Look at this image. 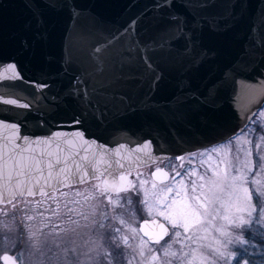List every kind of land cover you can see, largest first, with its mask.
<instances>
[{
  "label": "water",
  "instance_id": "water-1",
  "mask_svg": "<svg viewBox=\"0 0 264 264\" xmlns=\"http://www.w3.org/2000/svg\"><path fill=\"white\" fill-rule=\"evenodd\" d=\"M166 2L172 6L158 11V0H57L55 8L49 0H0V204L28 188L38 195L91 179L122 191L127 170L233 138L264 106V0ZM172 15L192 32L195 49L186 54L175 32L164 52H148L162 73L153 89L143 53L130 52L122 33L136 20L138 38L150 41ZM78 78L81 95L73 96ZM213 85L214 96L200 103ZM185 96L177 111L174 99ZM169 176L151 172L156 182ZM161 223L169 233L157 217L142 218L138 231L161 241Z\"/></svg>",
  "mask_w": 264,
  "mask_h": 264
},
{
  "label": "rangeland",
  "instance_id": "rangeland-1",
  "mask_svg": "<svg viewBox=\"0 0 264 264\" xmlns=\"http://www.w3.org/2000/svg\"><path fill=\"white\" fill-rule=\"evenodd\" d=\"M248 152H251V156L246 157ZM180 157L183 159L170 157L172 159L165 158L158 163L172 166L180 171L179 177L168 181L169 176L167 182L163 181L165 183L153 182L149 177L151 168L145 166L127 170V174L125 172L128 179L125 189L129 191L123 189L111 193L108 190L105 191L99 179H91L75 187L67 185L61 187V190L48 191L47 194L24 195L0 204V254L4 251L16 252L20 264H45L44 257L37 258L32 249L38 248L39 242L45 238L50 244H63L66 240L65 233L72 229L75 233L72 239L67 241L68 248L83 242H89L90 246L95 248L101 240L89 235L87 227L92 226V222L95 221L96 226L101 223L105 225L101 231H106L109 237L114 236L119 241L117 259L122 264H227L228 260H216L212 249L227 243V237L217 231V228L222 226H227L233 238L236 236L243 238L241 233L243 228H232L226 220L221 218L224 215L231 218L235 212L234 200L230 204L229 197L225 193L220 196V199L207 204V214L202 215L200 224L188 233H185L182 227L173 230L171 225L163 220L160 216V212L164 210L161 200L167 197L168 202L171 203L172 199H176L177 207L194 203L191 197L200 196L201 192L210 195L209 188L214 178L213 172L223 174L225 161L231 162L233 165L231 175L235 176L236 166L243 164L246 158L250 161L248 167L252 170L246 174L248 183L245 186L249 190L264 189V106L235 137L184 153ZM141 181L146 183L141 185ZM194 183L195 192H193ZM200 184H204L205 187L201 189ZM169 187L173 188V192H167ZM177 192H179L178 196ZM70 199L86 201L87 208L89 207L87 219L83 217L74 225L70 224L67 213L65 211L62 213V207L67 208ZM56 200L59 201L58 204ZM201 202H204L203 196H201ZM253 205H256L255 198ZM259 207L264 208V198ZM250 210L246 209L242 214L245 219H249L248 211ZM200 211L203 213L204 209ZM54 212L56 215H53ZM101 213L102 217H100ZM29 216L32 217L31 220H28ZM78 216L81 217V215ZM152 217L161 219L170 227L169 234L159 244L144 243L147 240L138 231L139 221L142 218ZM251 221H258L264 226V215H261L259 208L252 213ZM176 232L180 233L179 238L176 237ZM57 233L60 235L57 236ZM186 235L194 239L187 240ZM19 241L24 243H18ZM237 243L239 242L233 244ZM230 244L227 245L228 251ZM104 251L110 250L105 247ZM59 253L63 260V248L59 250ZM81 261L84 264L87 257H81ZM53 264H55V257H53ZM111 264H115V261Z\"/></svg>",
  "mask_w": 264,
  "mask_h": 264
},
{
  "label": "snow or ice",
  "instance_id": "snow-or-ice-1",
  "mask_svg": "<svg viewBox=\"0 0 264 264\" xmlns=\"http://www.w3.org/2000/svg\"><path fill=\"white\" fill-rule=\"evenodd\" d=\"M172 5L167 3L166 0H158L156 5V9L158 11L163 10L164 8H170ZM187 7V5H185ZM49 7H57V0H49ZM71 11V9H70ZM75 15V13H73ZM34 15H37L34 13ZM138 23L136 20H132L129 27L124 30L122 36H128L129 41L131 44L130 52L141 51L143 53L142 58L145 61L146 70L154 74L155 78L152 81L153 89L158 85L160 80L162 79V73L157 71V67L152 63L151 57L147 55L150 51L156 52H164L165 46L170 43L168 38V33H175L179 32L178 38H183L185 40V52L186 54H191L195 49V41L191 31L185 30V25L179 23V17L172 15L169 16V27L164 29L163 32L159 33L156 37L152 38L150 41H142L138 38L137 33L134 30V26ZM37 24L39 28H43L45 21L42 17L37 18ZM45 38V33L39 32L38 39ZM22 44L25 48L29 47L28 41H22ZM209 52L208 50H203L201 53L198 54L199 60H202L208 57ZM194 61L198 62L197 57H192ZM8 69H14L16 67L15 64H8ZM67 71V69H65ZM79 78L73 82L74 87L70 89V92L73 96H80L81 91L77 90L75 87L78 84ZM45 87H49V85H41V90ZM219 85H213L211 88L208 89V95L204 98V100L200 101V103L208 104L211 97L214 96L216 88ZM188 97L185 96L183 99L175 98L173 103L177 106V111L179 110L180 106L186 103ZM8 104H15V100L6 101ZM84 105L85 107L88 106V96L86 92L84 93ZM23 107L28 108L30 107L28 104L23 105ZM150 107V106H149ZM75 124H80L81 120L77 118L74 122ZM238 138V137H237ZM27 139V138H25ZM215 151V149H213ZM251 156V152L246 154V157ZM177 159H183L182 157H177ZM237 160L239 157L237 156ZM250 161L246 158L243 164H238L236 166V175H231V162L225 161V168L223 174L213 172V180L211 181V187L209 188L210 195H205L201 192L200 196H193L191 200L194 203H186L179 207H177V200L172 199L171 203L168 202V198L164 197L161 200V204L163 206V211L160 212V216L163 217V220L169 223L173 230L177 228H183L185 233H188L190 230L195 229L200 224V218L202 215H206L208 209L206 207L207 204L213 202L214 200L220 199L222 194H227L229 197V203L234 200L235 202V212L231 216L224 215L221 218L226 220L228 224L235 229H242L245 226L250 224V218L253 212H256L259 208L261 215H264V208H260L259 205L262 203V198H264V189L256 188L255 190H249L248 187L245 185L248 183L246 179V174L250 172L252 169L248 167ZM26 168H31V165H25ZM157 171H160L159 169ZM155 175V173H153ZM177 175H180L177 173ZM124 175L120 176V180H124ZM203 179V177L201 178ZM146 183L145 181H141V185ZM255 183V181H253ZM199 187L203 189L205 187L204 184H200ZM196 186L194 183L193 192H195ZM107 191V189H105ZM125 191H129L125 189ZM27 195L32 196L34 195L31 188L26 189ZM167 192H173V188H167ZM21 194H24V190L21 191ZM43 194V193H42ZM147 195V193H145ZM179 192H177V196ZM201 196L204 197V202H201ZM255 198L256 205H253V199ZM43 203V201H41ZM200 209H204L202 213ZM246 209H251L248 211L249 219H245L242 215ZM74 212L73 209H69V213ZM151 214V213H150ZM53 215H56L54 212ZM32 217L29 216L28 220H31ZM85 219H87L85 217ZM70 224H76V221L71 220V216H69ZM123 223V221H122ZM149 221L145 220L144 224H148ZM88 227L89 235H93L96 238L101 240V243L97 244L95 248H92L89 242L78 243L72 248L67 247V241L72 239L75 230L72 229L69 232L65 233V243L63 244H50L49 241L45 238L39 242L38 248H33L32 251L34 255L39 258L40 256L44 257L45 264H53V257H55V264H82L81 257H87V261L84 264H111L112 261H115V264H122L121 261L117 259L119 254V241L115 239V237H109L106 231H101L105 228L104 224H99L98 226L95 225V221L92 222V226ZM161 231L167 236L168 230L165 228V225L161 223L159 225ZM217 231L227 237V243L221 244L219 247H215L212 249V254L215 256L216 260H229L232 256H235V252L228 251L227 245L230 243H245L242 237L236 236L233 238L232 233L228 230L227 226H222L221 228H217ZM60 234L57 233V236ZM145 236L148 234L145 233ZM180 233L176 232V237L179 238ZM82 238V237H81ZM125 242H127V237L124 238ZM163 239V236L160 238ZM187 240H193L194 237L192 236H185ZM153 243L159 244L160 240L156 241H144V243ZM177 242L179 240L177 239ZM18 243H24V241H19ZM107 247L110 251H104V248ZM63 248L64 250V259L62 260L60 257L59 250ZM223 249V251H221ZM4 261V264H9V261H13V257L9 256L5 253L2 257H0ZM19 259V256L16 258ZM13 264L15 262L13 261ZM239 264V261H238ZM244 264H249L248 261H244Z\"/></svg>",
  "mask_w": 264,
  "mask_h": 264
},
{
  "label": "trees",
  "instance_id": "trees-1",
  "mask_svg": "<svg viewBox=\"0 0 264 264\" xmlns=\"http://www.w3.org/2000/svg\"><path fill=\"white\" fill-rule=\"evenodd\" d=\"M245 243H231L229 251L236 255L228 260L227 264H264V226L258 221H251L241 231ZM223 264V263H221Z\"/></svg>",
  "mask_w": 264,
  "mask_h": 264
},
{
  "label": "flooded vegetation",
  "instance_id": "flooded-vegetation-1",
  "mask_svg": "<svg viewBox=\"0 0 264 264\" xmlns=\"http://www.w3.org/2000/svg\"><path fill=\"white\" fill-rule=\"evenodd\" d=\"M167 159H172V158H167ZM174 159H176V158H174ZM162 160H165V159H162ZM162 160H158V161H155V162H152V163H149V164H146V165H143V166H140V167H145V166H150V171H149V177L151 178V180L153 181V182H155V183H157L156 181H154L153 179H152V177H151V172H152V170L153 169H156V168H164V169H166L167 171H169V173H170V178L168 179V181L170 180V179H175V178H177V177H179L180 175H177L176 177H171L174 173H179L180 174V171H178V170H175L172 166H168V165H166V164H158V163H160V161H162ZM140 167H137V168H140ZM134 169H136V168H134ZM131 170H133V169H131ZM130 170V171H131ZM126 174H127V172H126ZM167 182V181H166ZM163 183H165V182H163ZM158 184H162V183H158ZM78 185H80V183H77V184H73V185H70L71 187H75V186H78ZM57 190H61V188H59V189H55V190H52V191H50V192H54V191H57ZM43 194H47V193H43ZM43 194H41V195H43ZM57 204H58V200H56L55 201ZM86 201H84V202H82V201H80V200H72V199H70L69 201H68V204H69V206L67 207V208H63L62 207V213L65 211L66 213H67V215H68V217L69 216H71V220H73V221H76V222H79V220L81 219V218H85L86 216H88V213H89V207L87 208V205H86ZM62 206H64V204H62ZM69 209H73L74 210V212H72V213H69ZM78 215H81V217L80 216H78ZM76 216H78V217H76ZM100 217H102V213L100 214ZM78 220V221H77ZM169 229H170V227H169ZM10 254H13L14 256H15V258H17V254H16V252H9ZM17 261H18V264H20V261L18 260V259H16ZM0 264H2L1 263V260H0ZM42 264H44V263H42Z\"/></svg>",
  "mask_w": 264,
  "mask_h": 264
}]
</instances>
